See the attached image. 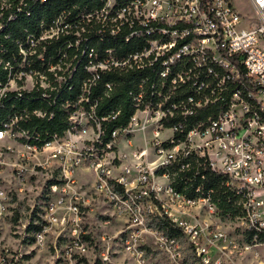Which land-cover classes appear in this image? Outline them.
I'll return each instance as SVG.
<instances>
[{
    "label": "built area",
    "instance_id": "built-area-1",
    "mask_svg": "<svg viewBox=\"0 0 264 264\" xmlns=\"http://www.w3.org/2000/svg\"><path fill=\"white\" fill-rule=\"evenodd\" d=\"M65 19L59 15L39 36H29L17 53L0 58L5 71L0 77V105L25 91L38 92L41 100L59 103L69 113L70 126L63 135L56 133L40 145L29 141L27 131H15L22 117L14 115L0 128V140L14 136L34 156L45 154L41 165L60 171L46 183L48 197L57 195L58 204L75 195L70 190L75 177L87 174L85 170L93 172L96 193L113 203L114 212L129 218L134 235L153 234L176 264H264V0H113L112 12L105 5L87 19L103 27L111 19L114 37L124 27L133 29L126 41L144 31V45L121 54L114 48L98 51L82 34L85 28L74 31L78 25ZM112 70L150 71L155 76L137 84V108L129 124L113 129L112 139L104 143L102 120L108 117H97V99L89 109L85 103L102 74ZM83 71L88 78H81ZM106 87L115 85L109 82ZM183 87L194 90V95L166 108L170 95L165 96V89L175 92ZM148 89L156 100L144 103ZM217 102L224 106L217 116L190 129L184 141L164 145L174 140L177 127H165L164 120L175 109L182 107L187 115ZM33 114L53 115L43 109ZM140 126L144 133L152 127L156 139L152 152L156 158L147 163L138 161L150 156L146 147L128 149L123 139L121 151L117 142ZM164 130L171 131L166 138ZM192 152L225 176L238 193L239 214L223 225L214 223L219 213L210 195L189 198L171 183L168 166ZM3 195L0 192V201ZM70 210L77 214L79 207L71 204ZM203 213L207 219L201 221ZM149 214L166 220L174 234L148 226ZM35 232L36 240L43 242L44 226ZM79 235L71 240L70 249L82 247ZM183 241L194 251L195 260L184 259ZM133 242V238L127 241V248L139 254ZM0 264L22 263L12 257L0 258ZM138 264L148 263L139 259Z\"/></svg>",
    "mask_w": 264,
    "mask_h": 264
},
{
    "label": "rangeland",
    "instance_id": "rangeland-1",
    "mask_svg": "<svg viewBox=\"0 0 264 264\" xmlns=\"http://www.w3.org/2000/svg\"><path fill=\"white\" fill-rule=\"evenodd\" d=\"M106 6L112 12L113 0H108ZM141 127L131 133L130 139L122 135L117 142L121 143V151L123 139L128 149L146 147L150 156L140 157L138 161L147 163L156 158L152 153L156 139L152 127L145 133ZM170 134V130L162 131L163 138ZM34 154L14 136L0 140V192L4 193L0 201V258L18 257L22 264H138L139 259L148 264H176L172 253L161 248L153 234L144 231L134 235L129 218L114 212L113 203L96 193L93 172L85 170L87 174L75 177L76 184L70 187L75 194L72 198L68 196L58 204L57 195L48 197L46 183L60 171L41 165L45 154ZM71 204L78 205L77 214L70 210ZM154 218L149 214L147 224L158 228V219ZM199 219L204 221L207 214L203 213ZM213 220L215 225H223L232 219L215 214ZM31 223L44 226L43 242L36 240ZM77 234L82 247L70 249ZM132 238L142 257L127 248V241ZM183 242L184 259L195 260L194 251Z\"/></svg>",
    "mask_w": 264,
    "mask_h": 264
},
{
    "label": "trees",
    "instance_id": "trees-1",
    "mask_svg": "<svg viewBox=\"0 0 264 264\" xmlns=\"http://www.w3.org/2000/svg\"><path fill=\"white\" fill-rule=\"evenodd\" d=\"M124 1V0H119ZM108 0H45L31 1L25 0H0V58L7 59L12 53H17L20 45H26L29 36H39L44 27L50 26L59 16H65V22H72L78 26L75 28L82 31V34L90 37V43L103 52L106 49H115L118 54L135 50L143 46V35H136L130 41L125 40V36L130 34L133 29L124 27L119 34L113 36V22L107 20L103 27L88 23L87 15L95 10L105 7ZM3 6V7H2ZM12 16V17H11ZM138 29V28H137ZM62 42H59L49 50H54ZM5 76V71L0 66V77ZM81 78H88V72H80ZM155 74L150 71L136 72H116L107 71L102 74L98 85L93 88L86 108L98 100L95 109L97 117H108L102 120L103 133L102 142L112 139V131L118 127H126L136 110L134 94L137 92V84L144 77ZM81 80V79H80ZM114 83L115 87L108 89L107 83ZM38 92H23L18 99H12L5 106L0 105V128L3 123L14 115L22 117L15 131L25 130L31 136L30 142L43 144L45 141L54 137V134L63 135L64 131L70 126L68 120L69 113L62 108L59 103H52L41 100ZM170 95L166 101V108L172 104H179L187 100L190 95H194V90L183 87L175 92L165 89V96ZM152 98L151 90H147L144 103ZM145 105V104H143ZM221 102L211 103L206 106L197 107L193 114L184 115L182 107L175 109V114L164 120L165 127H177L173 142H165L166 147H171L185 140L187 132L200 123H207L209 118L217 116L223 109ZM35 109H43L48 113L52 112V117H38L33 114ZM119 111L116 118L113 114ZM183 126V128L181 127ZM185 165V168L182 166ZM171 176V183L174 188L189 198L199 196H211L212 201L217 206L218 213L227 218H234L239 214L238 193L231 189L227 184V178L214 172L202 158L192 152L187 156H178V159L168 166ZM162 172V170H160ZM163 229H168V234H174V229L169 226L166 220L157 222ZM33 229L38 225L31 223Z\"/></svg>",
    "mask_w": 264,
    "mask_h": 264
},
{
    "label": "crops",
    "instance_id": "crops-1",
    "mask_svg": "<svg viewBox=\"0 0 264 264\" xmlns=\"http://www.w3.org/2000/svg\"><path fill=\"white\" fill-rule=\"evenodd\" d=\"M132 159V161H134V159L133 158H131Z\"/></svg>",
    "mask_w": 264,
    "mask_h": 264
}]
</instances>
